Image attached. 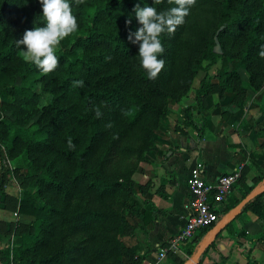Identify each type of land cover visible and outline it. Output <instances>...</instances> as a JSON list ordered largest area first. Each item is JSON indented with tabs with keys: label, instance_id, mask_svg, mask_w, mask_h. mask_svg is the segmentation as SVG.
<instances>
[{
	"label": "trees",
	"instance_id": "obj_1",
	"mask_svg": "<svg viewBox=\"0 0 264 264\" xmlns=\"http://www.w3.org/2000/svg\"><path fill=\"white\" fill-rule=\"evenodd\" d=\"M137 3L158 12L175 6L167 0H85L76 6L70 0L79 30L62 41L56 50L59 66L45 75L25 62L23 48L16 46L26 30L44 25L42 5L39 0H0V208L33 217L28 223L0 218V237L14 234L18 239L0 248V264H125L126 259L140 264L143 255L135 256L136 247L121 240L134 232L124 211L139 213L133 176L155 145L167 102L179 100L204 61L208 68L220 56L237 59L248 80H242L237 69L218 71L217 82L203 77L194 91L195 116L205 123L214 96L230 93L241 106L246 90H259L264 76V58L259 56L264 0H197L185 24L174 35L161 36L165 66L154 81L139 66V45L128 39L140 27L133 11ZM129 18L131 24L126 25ZM217 43L220 53L215 52ZM77 80L84 86L74 87ZM36 84L51 94L41 108ZM7 96L20 98L21 110L33 106L29 115L13 111L6 116ZM95 106L100 107L99 118ZM32 116L36 118L29 121ZM69 138L74 149L68 147ZM20 153L24 164L10 167L7 159ZM10 177L21 190L18 198L4 190L13 182ZM242 181L241 173L235 186ZM262 184L264 171L234 206ZM250 209L263 214L264 190L232 220ZM223 214L182 242L185 255L169 251L165 261L182 264L194 256L228 217ZM219 234L194 264L215 249Z\"/></svg>",
	"mask_w": 264,
	"mask_h": 264
},
{
	"label": "crops",
	"instance_id": "obj_2",
	"mask_svg": "<svg viewBox=\"0 0 264 264\" xmlns=\"http://www.w3.org/2000/svg\"><path fill=\"white\" fill-rule=\"evenodd\" d=\"M214 102L205 123L194 115L193 121H198L196 129L194 127L193 132L186 129L190 133L187 136H172L174 132L159 128L155 133L154 147L135 171L134 189L135 199L140 204L139 213L132 215L124 211L134 232L123 236L121 240L128 247H136L135 256L143 255L140 264L150 260L160 246L184 225L188 217L189 198L186 179L195 160L203 161V175L211 181L241 167L244 181L235 186L226 200L224 212H221L224 218L234 207L235 200L264 171L262 109L258 106L251 108L253 102L237 105L230 93H225L221 98L214 96ZM4 190L15 198L19 197L17 187L6 186ZM145 209L148 212L143 215ZM11 213L25 218L28 220L24 221L26 223L33 219L15 210ZM235 219L236 224L232 225V220L228 227L220 231L215 249L210 248L206 252L201 264H253V261L255 264H264V212L260 215L250 209ZM4 235L12 243L18 242L14 234ZM11 241L8 243L12 244ZM125 264H131L130 260L126 259ZM165 264H168V259Z\"/></svg>",
	"mask_w": 264,
	"mask_h": 264
},
{
	"label": "clouds",
	"instance_id": "obj_3",
	"mask_svg": "<svg viewBox=\"0 0 264 264\" xmlns=\"http://www.w3.org/2000/svg\"><path fill=\"white\" fill-rule=\"evenodd\" d=\"M85 0H74L76 6L84 4ZM163 0H153V4H160ZM169 5H175L166 11H157L154 6L145 4L141 7L137 3L133 9L140 27L130 32L128 39L131 43L139 45V66L146 73L149 80H156L165 66L161 59L164 47L161 36L167 33L175 34L177 28L186 22L190 10L196 6L197 0H167ZM42 5L44 25L26 30L23 38L16 40L17 48H23V59L34 64L42 74H50L59 66L57 48L62 41L79 30L77 17L73 14L70 0H39ZM131 24V19L125 21ZM134 37V39H133ZM259 56L264 58V46ZM73 86L83 87V80L73 81ZM96 117L102 113L99 106L94 107ZM110 126V125H109ZM69 149L75 145L68 139Z\"/></svg>",
	"mask_w": 264,
	"mask_h": 264
},
{
	"label": "rangeland",
	"instance_id": "obj_4",
	"mask_svg": "<svg viewBox=\"0 0 264 264\" xmlns=\"http://www.w3.org/2000/svg\"><path fill=\"white\" fill-rule=\"evenodd\" d=\"M221 49V48H220ZM216 53H220L218 51H215ZM205 65H208L207 61H204L200 68L198 69V72L193 78L191 86L188 88V90L179 98L178 101H168L166 105V110L163 114V116L160 119L158 129L159 128H166L171 131L172 136L176 134H180V136L184 137L189 135L186 131V129L191 130L193 132L194 127L196 129L197 122L193 121L195 112L192 108L193 101H194V91L196 88H198L201 85L202 78L204 77L205 80H211L212 82H217L215 78V74L219 72H223L224 70H231V69H237L238 73H240L241 79L244 81L248 80V73L247 71L239 65V61L237 59H226L225 57L220 56L216 63L209 64L208 68H205ZM35 90L41 92V98L38 102L37 107L43 106L44 104L48 103L51 98V94L44 92L41 90L39 84L35 85ZM245 102L248 104L249 102H253L251 108L255 107L261 110L264 114V76L261 83V86L257 92L253 90L251 87L246 90L245 92ZM5 101L7 104L3 106L5 109L4 114L6 116H12L13 111L21 112L23 115H29L31 112V109L33 106H31L29 109L21 110L20 108V98L12 99L11 97L7 96L5 97ZM261 105V106H260ZM36 118V116H32L29 118V121H33ZM191 118V119H190ZM182 140V138H181ZM19 157L11 160L7 159V164L10 167H18L22 166L24 164L23 159L25 158L22 153L18 155ZM22 168V167H21ZM21 171H24V169H20ZM15 177V176H13ZM13 177L11 178V181L13 180ZM9 178V177H8ZM16 180V178H14ZM13 180L12 184H8L6 186H13L19 188L18 183ZM7 181V179L5 180ZM10 182V181H9ZM8 182V183H9ZM5 186V187H6ZM19 193H21V190L19 188ZM20 196V194H19ZM0 217H4L6 219H14L18 220L22 223H26L24 221H28L25 218H21L20 216H13L11 212H6L0 210ZM31 219V218H30ZM236 219H233L232 225L236 224ZM30 222V221H29ZM7 235H2L0 237V246L4 247L8 241H11L9 238L5 237ZM13 239V238H12ZM12 243V241H11Z\"/></svg>",
	"mask_w": 264,
	"mask_h": 264
},
{
	"label": "built area",
	"instance_id": "obj_5",
	"mask_svg": "<svg viewBox=\"0 0 264 264\" xmlns=\"http://www.w3.org/2000/svg\"><path fill=\"white\" fill-rule=\"evenodd\" d=\"M205 165L202 160H195L186 179L188 187V217L179 231L173 235L165 247H160L155 255L145 264H165L167 252L181 253L180 245L190 240L196 231L218 220L219 213L232 193L241 176V167L229 173L219 175L211 181L204 177ZM16 214V213H15Z\"/></svg>",
	"mask_w": 264,
	"mask_h": 264
},
{
	"label": "water",
	"instance_id": "obj_6",
	"mask_svg": "<svg viewBox=\"0 0 264 264\" xmlns=\"http://www.w3.org/2000/svg\"><path fill=\"white\" fill-rule=\"evenodd\" d=\"M215 51L220 52L221 49L219 47V44L217 43L215 46ZM264 190V184L260 185L258 188H256L255 190H253L252 192H250L249 194H247L238 204H236L234 207H232L228 213V217L224 220V222L219 225V227L213 232V234L207 238L203 244L201 245V247L199 248V250L197 251V253L188 258L186 261H184L182 264H194L196 263L198 257L202 254V252L204 251V249L214 240V238L217 236V234L224 228V226L230 222L232 220V218L238 214L241 210V208L252 198L254 197L256 194H258L259 192Z\"/></svg>",
	"mask_w": 264,
	"mask_h": 264
}]
</instances>
